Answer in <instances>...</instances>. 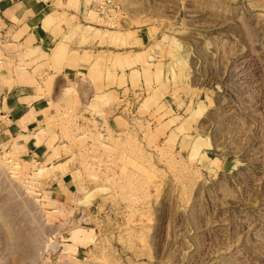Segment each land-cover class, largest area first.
<instances>
[{
    "label": "rangeland",
    "instance_id": "374dc122",
    "mask_svg": "<svg viewBox=\"0 0 264 264\" xmlns=\"http://www.w3.org/2000/svg\"><path fill=\"white\" fill-rule=\"evenodd\" d=\"M67 6L107 88L61 100L45 159L0 151V264H264V0ZM20 61L0 42V79Z\"/></svg>",
    "mask_w": 264,
    "mask_h": 264
},
{
    "label": "crops",
    "instance_id": "0c3cea01",
    "mask_svg": "<svg viewBox=\"0 0 264 264\" xmlns=\"http://www.w3.org/2000/svg\"><path fill=\"white\" fill-rule=\"evenodd\" d=\"M67 4L68 0H0V42L23 58L19 65L26 70L20 76L0 79V151L21 153L33 162L51 153L41 129L46 130L63 98L75 99L83 77L88 83L78 88L80 99L107 88L104 79L94 85L88 78V64L75 48L77 40L69 42L68 34L75 24L68 20L75 11ZM113 82L110 88H129L131 75L123 79L117 72ZM122 82L125 85L120 87Z\"/></svg>",
    "mask_w": 264,
    "mask_h": 264
}]
</instances>
